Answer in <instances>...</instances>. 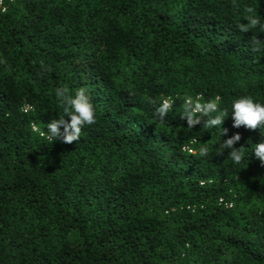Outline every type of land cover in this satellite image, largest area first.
I'll return each instance as SVG.
<instances>
[{
    "label": "trees",
    "instance_id": "trees-1",
    "mask_svg": "<svg viewBox=\"0 0 264 264\" xmlns=\"http://www.w3.org/2000/svg\"><path fill=\"white\" fill-rule=\"evenodd\" d=\"M0 2V264H264V127L181 119L264 103V0ZM59 87L95 108L79 141L46 135Z\"/></svg>",
    "mask_w": 264,
    "mask_h": 264
},
{
    "label": "clouds",
    "instance_id": "clouds-1",
    "mask_svg": "<svg viewBox=\"0 0 264 264\" xmlns=\"http://www.w3.org/2000/svg\"><path fill=\"white\" fill-rule=\"evenodd\" d=\"M55 97L62 106L63 115L59 118L50 120L46 125V135L53 142L62 140L64 143L79 141L84 125L96 123V111L91 102L90 96L85 88L81 87L74 92H70L65 87L55 89ZM173 101L170 98H163L159 106L155 109V115L163 121L172 108ZM229 111L232 117V127L240 128L244 126L250 130L264 127V103L256 102L251 97L244 96L232 101L231 109L221 110L219 98H213L206 102L188 99L185 111L181 119H186L189 127H194L204 120V126L208 128L217 127L220 129L221 136L227 135L228 129L222 128L225 118ZM215 113V115H211ZM199 114V115H197ZM68 117V119H65ZM241 139L239 133L232 134L229 138L223 139L222 147L229 151V157L235 164H239L243 158L241 148L234 147ZM208 154V149L201 148L200 155ZM252 154L264 163V139H261L253 148Z\"/></svg>",
    "mask_w": 264,
    "mask_h": 264
},
{
    "label": "built area",
    "instance_id": "built-area-1",
    "mask_svg": "<svg viewBox=\"0 0 264 264\" xmlns=\"http://www.w3.org/2000/svg\"><path fill=\"white\" fill-rule=\"evenodd\" d=\"M0 9H1V10H3V7H2V4H1V2H0Z\"/></svg>",
    "mask_w": 264,
    "mask_h": 264
}]
</instances>
